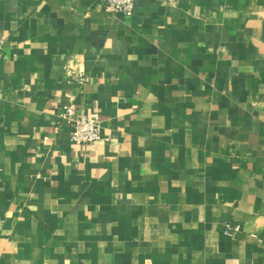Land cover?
<instances>
[{
  "label": "crops",
  "instance_id": "crops-1",
  "mask_svg": "<svg viewBox=\"0 0 264 264\" xmlns=\"http://www.w3.org/2000/svg\"><path fill=\"white\" fill-rule=\"evenodd\" d=\"M1 42L0 264H264V0H0Z\"/></svg>",
  "mask_w": 264,
  "mask_h": 264
},
{
  "label": "built area",
  "instance_id": "built-area-1",
  "mask_svg": "<svg viewBox=\"0 0 264 264\" xmlns=\"http://www.w3.org/2000/svg\"><path fill=\"white\" fill-rule=\"evenodd\" d=\"M137 0H101L103 7L107 13L113 15H123L131 17L135 12ZM165 3V0H154ZM5 47V43H0V50ZM90 78L86 74H77L74 82L78 86H85L89 83ZM61 118L71 128V141L76 145L89 147L101 140L102 137V121L97 114L76 115L73 102H68L63 106ZM240 226L226 224L224 226L225 235L237 237L241 233Z\"/></svg>",
  "mask_w": 264,
  "mask_h": 264
}]
</instances>
